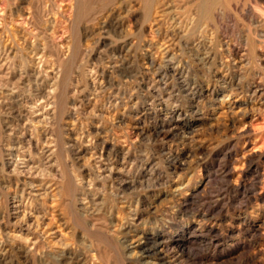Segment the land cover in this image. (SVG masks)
Wrapping results in <instances>:
<instances>
[{"label":"rangeland","instance_id":"rangeland-1","mask_svg":"<svg viewBox=\"0 0 264 264\" xmlns=\"http://www.w3.org/2000/svg\"><path fill=\"white\" fill-rule=\"evenodd\" d=\"M200 2L0 0V264H264L263 0Z\"/></svg>","mask_w":264,"mask_h":264},{"label":"bare ground","instance_id":"bare-ground-1","mask_svg":"<svg viewBox=\"0 0 264 264\" xmlns=\"http://www.w3.org/2000/svg\"><path fill=\"white\" fill-rule=\"evenodd\" d=\"M201 2H200V4L198 5V14H200V18L201 19H210L211 17H212V14L214 13V11L218 8V7H221V6H224L225 5V3H224V0H200ZM239 5V4H238ZM263 6H264V0H263ZM196 8V7H195ZM246 9V8H245ZM197 10V9H196ZM257 10V9H256ZM246 11V10H245ZM244 11V12H245ZM256 12V11H255ZM219 13H220V11H219ZM222 13V12H221ZM196 16H197V14H195ZM217 15V14H216ZM219 15V14H218ZM215 16V15H214ZM246 16V15H245ZM260 16V15H259ZM247 17H250V19H251V22H252V24H253V26H254V29L255 30H253V33H254V35L256 36V38H257V40H256V43H263L264 42V19L263 18H259L256 14H254L253 12H250L249 13V16L247 15ZM199 18V19H200ZM212 18H214V17H212ZM219 19V18H218ZM179 23V22H178ZM251 26V25H250ZM178 32H180V31H178ZM179 34H181V33H179ZM186 34V33H185ZM248 38H249V36H247ZM246 42H248L249 44H251L252 46H254V44H256L255 43V41H251V43L248 41V40H246ZM241 46V45H240ZM234 48V47H233ZM238 48V47H237ZM245 48H247V45H246V47ZM234 49H236V48H234ZM260 49H261V45H260ZM239 50V49H238ZM244 50V49H243ZM231 51V50H230ZM229 51V52H230ZM228 52V53H229ZM233 52V51H232ZM239 52V51H238ZM238 52H237V54H238ZM231 53V52H230ZM259 53V52H258ZM233 54V53H232ZM248 54V53H247ZM234 55V54H233ZM258 55V54H257ZM256 55V56H257ZM238 56V55H237ZM258 56H260V55H258ZM231 57V56H230ZM235 57V56H234ZM233 57V58H234ZM241 58V57H240ZM239 58V59H240ZM242 59V58H241ZM262 59V58H261ZM235 59H233V61H234ZM244 60H245V58H244ZM236 61V60H235ZM234 61V62H235ZM243 61V60H242ZM242 61H241V63H242ZM257 61H259L258 59H257ZM233 63V62H232ZM237 63V62H236ZM235 64V63H234ZM259 65H261V63L259 64ZM263 65V64H262ZM237 66V65H236ZM243 67V66H242ZM261 67V66H260ZM262 95H263V92H262V90L260 89V88H256L253 92H252V96H254V97H262ZM261 127H257V125H253L252 126V130H258V129H260ZM244 132V131H243ZM245 133L246 134H251L252 133V131H251V129H248V130H245ZM244 134V133H243ZM249 136V135H248ZM251 154V153H250ZM248 156V155H247ZM244 158H245V156H244ZM256 159H264V143L263 144H261V146H259V147H254L253 148V153H252V155L250 156V158H249V161L250 162H252L253 160H256ZM247 160V159H246ZM248 161V160H247ZM230 171V170H229ZM228 171V172H229ZM227 172V173H228ZM244 172V171H243ZM242 173V172H241ZM228 175H230V174H228ZM207 177V176H206ZM212 177V176H211ZM226 177H227V174H226ZM263 178V183H262V186H261V193L262 194H264V176L262 177ZM206 179H209V177H207ZM206 179H205V182H202V183H200L199 185H197L194 189H190L189 190V192H190V196H192V197H196L197 196V194H198V192H199V190L200 189H204L205 188V186H206ZM208 181V180H207ZM210 181V180H209ZM230 184V183H229ZM228 184V185H229ZM241 185V184H240ZM238 186V185H237ZM180 188V187H179ZM238 188H239V186H238ZM255 188V187H254ZM240 189V188H239ZM178 190V189H177ZM184 190H185V188H184ZM182 191V190H181ZM179 192V191H178ZM183 192V191H182ZM185 192V191H184ZM261 195V194H260ZM259 196V195H258ZM196 199V198H195ZM194 200V199H193ZM200 224V223H199ZM261 226H259V227H257V229H255V230H259V229H261L260 228Z\"/></svg>","mask_w":264,"mask_h":264}]
</instances>
